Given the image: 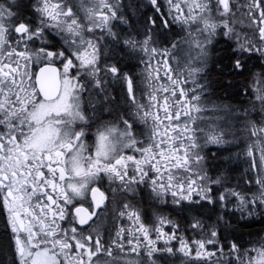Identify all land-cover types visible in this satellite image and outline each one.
<instances>
[{"label":"snow or ice","instance_id":"snow-or-ice-1","mask_svg":"<svg viewBox=\"0 0 264 264\" xmlns=\"http://www.w3.org/2000/svg\"><path fill=\"white\" fill-rule=\"evenodd\" d=\"M257 217L264 0H0V264H264Z\"/></svg>","mask_w":264,"mask_h":264},{"label":"flooded vegetation","instance_id":"flooded-vegetation-1","mask_svg":"<svg viewBox=\"0 0 264 264\" xmlns=\"http://www.w3.org/2000/svg\"><path fill=\"white\" fill-rule=\"evenodd\" d=\"M218 73L216 71V68H215V65L213 64H210L209 66V71H208V79L210 81H212V84H213V88L216 90V93L217 95H220V96H223L226 92L227 93H231V92H234L235 91V88H228L227 84L226 83H222L220 81L217 80V77H218ZM233 102H236V101H233ZM247 167V164H243L242 165V168H246ZM141 207H143L145 209L146 212H149L151 211V209L149 208L147 202L145 201ZM255 222H261L263 225L258 228V229H248L247 231V234L245 235V237L243 238L244 240H248L254 236H256L257 234H260V235H264V220H262L261 218L257 217L255 220H249L245 223H242V225H251ZM118 225L123 223L124 226L126 227H130L129 223L127 220H124L123 222L121 221H117L116 222ZM106 224H107V227L111 229L112 227V221L111 220H107L106 221ZM167 230V229H165ZM249 233L252 234V236L250 237L249 236ZM174 245L178 248L179 247V242L178 241H175L173 242ZM169 264H180V259H179V256H177L176 258H172L170 261H169Z\"/></svg>","mask_w":264,"mask_h":264},{"label":"trees","instance_id":"trees-1","mask_svg":"<svg viewBox=\"0 0 264 264\" xmlns=\"http://www.w3.org/2000/svg\"><path fill=\"white\" fill-rule=\"evenodd\" d=\"M263 224L261 222H255L251 225H242L241 226V231L242 233L244 234L243 235V238L245 237V235L247 234V231L248 229H258L262 226ZM2 228H3V225L2 223H0V232H2ZM4 238L2 237V235H0V244L4 243ZM3 260V257H0V261Z\"/></svg>","mask_w":264,"mask_h":264}]
</instances>
